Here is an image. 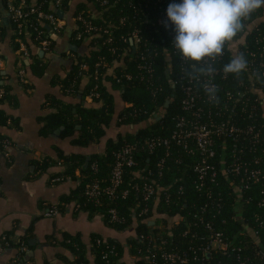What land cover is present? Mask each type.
Returning <instances> with one entry per match:
<instances>
[{"label":"trees","instance_id":"obj_1","mask_svg":"<svg viewBox=\"0 0 264 264\" xmlns=\"http://www.w3.org/2000/svg\"><path fill=\"white\" fill-rule=\"evenodd\" d=\"M90 1H93L95 6L100 9L101 6L97 0ZM12 2L20 4L21 0ZM71 2L72 0L64 2L63 9L66 12L71 9ZM26 4L31 5L29 0L26 1ZM5 5L7 8L8 4ZM36 6L58 14L50 0H37ZM121 9L127 10L126 0H118L116 5L111 3L102 16L92 19L93 23L101 26L102 29L109 28V33L106 34L102 30L92 32L88 44L91 50L77 57L70 73L62 81L65 94L75 95L78 93L82 80L87 78L88 82L81 92L83 95L81 104L75 107L70 103H63L49 97V100L57 104L55 106L57 110L43 118L44 132L51 133L61 130V137L70 138L74 145L89 149L91 145L101 144L103 149L100 153L93 152L92 148V152L87 153L83 151L65 155L61 152L56 160H43L37 166L44 171L49 168L51 163L61 162L64 170L60 174L74 178L78 183L71 194L63 198L62 202H74L75 205L78 204V210L91 216H100L104 223L117 234L116 237L93 234L88 244H85L78 235L67 236L66 239L64 238V245L74 254V258L69 264H142L139 259H136L138 250H144L148 242L150 245H155V239L161 235L166 239L172 237L174 243L183 248L188 237L182 236V233L187 229L188 222L194 223L190 213L205 203L210 211L204 213L203 216L208 218L206 220L214 223L217 230L232 238L236 247L243 246V254L249 258L248 264L264 263V257L261 260L255 258L257 243H261L264 249V224L261 226L259 222V220L264 221V205L259 206L258 204L264 181L238 193L237 189L230 186L225 181L224 175L221 174L220 186L218 185L213 190V195L208 197L197 191L193 185L194 175L191 166L197 160L196 155H189L180 147H173L172 153L166 159L164 174L161 177L156 176L159 186L170 196L169 200H166L162 191L158 201L150 203L149 212L139 215L143 203L141 194L134 190L133 186L136 182L141 181L140 177L147 174L146 168L153 167L155 161L164 156L163 149L150 152L145 148V143L154 136H168L174 127L176 115L181 112L180 93L178 86H174L178 60L176 55H170L173 68L168 71L169 61L163 52V46L169 44V38L165 35L164 37L158 36L156 27L149 22L140 19L121 22ZM80 11H84L86 16L90 13L88 6L82 3L77 5L74 12ZM246 24L251 25L246 40L252 41L256 37H264V7L254 12ZM134 28L141 29L144 43L160 51L155 61L154 73L149 81L142 80L138 76L137 56L127 54L126 47L129 43H124L122 39L123 35H127ZM39 29L42 31L41 33L25 27L19 33L12 20L8 19L7 24L1 21L0 42L9 36L10 43L16 52L21 47L19 42V38H21L27 46L30 53L29 58H31L29 41L41 45L42 41L47 39L50 41L49 50L55 46L46 24L40 23ZM109 37L113 38L112 42L106 41ZM72 42H74L73 34ZM75 44L78 48L83 45L78 42ZM112 48H115V51ZM20 54L17 55L16 62L20 60L21 65L27 68L23 61V55ZM232 54V50L227 51L226 63ZM84 63L87 64V69L82 68ZM45 68L46 64L39 58L31 64L32 71L37 75L43 74ZM95 70L99 71L101 80H95ZM110 70L113 72L110 73ZM124 72L131 73L132 78H124L121 83H117V76ZM1 80L4 79L0 74ZM23 83L30 86L28 77ZM97 83L99 84L97 91L100 96L88 99V94ZM0 89L5 90L0 95V126L10 128L12 124L16 123V120L2 108L5 101L12 97L10 88L2 81ZM3 137L9 136L0 132V140ZM126 144L136 145L135 158L137 161L135 167L126 171L120 188V191L129 189V194L123 197L119 191L118 196L113 199L108 195H103L102 201L96 204L84 195L83 187L87 181L95 177L101 179L103 187L107 186L114 163V153ZM2 149L3 145L0 143V151ZM95 161L99 164L97 173L91 170V164ZM77 169L80 170V178L75 175ZM56 206L59 211L64 209L62 204ZM111 207H115L125 217V224L109 222L108 209ZM151 221H155V224L151 225ZM158 224H162V226L159 227ZM255 230H258L259 235L254 234ZM137 233L149 234L151 239L144 243L140 239L133 238ZM97 239H101V245L97 244ZM22 240L29 242L27 237H23ZM113 245L116 246L119 257L109 254L108 259H103V252ZM236 256L231 253L219 255L218 258L223 264H237Z\"/></svg>","mask_w":264,"mask_h":264},{"label":"built area","instance_id":"obj_2","mask_svg":"<svg viewBox=\"0 0 264 264\" xmlns=\"http://www.w3.org/2000/svg\"><path fill=\"white\" fill-rule=\"evenodd\" d=\"M27 0H21L20 4L10 2L7 6L8 19L12 20L19 33L23 28L29 27L38 33L39 24H46L50 34H61L67 28V22L63 16L56 12L45 11L37 7L36 4L28 6ZM57 11L63 10L65 0H50ZM100 9L95 7L90 13L84 11L76 12L73 15L74 25L72 26L73 44L90 42L89 38L92 32L102 30L106 34L109 28L102 29L93 23L92 19L102 16L103 12L118 0H97ZM179 2V0H126L127 10L121 9L120 21L143 20L156 27L158 36L169 38V44L163 46V52L168 57V71L173 68L170 55L177 57V74L174 79V86H178L180 93V111L175 117V124L168 136H154L145 143V148L150 152L157 149L164 150V156L155 161L154 166L146 168L147 174L140 177L141 181L133 186L141 194L143 207L139 215H144L150 210V203L157 202L162 191L166 200L170 196L162 190L156 181V176L161 177L166 169V159L172 153L174 146L189 155H196L197 160L191 166L194 188L208 197L213 195V190L220 186V176L224 175L227 183L237 189L238 193L250 189L255 184L264 181V37H256L252 41L246 40V35L250 32L251 25L246 24L245 30L230 42L224 51L222 57L218 58L217 73L214 82L219 87V104L208 103L207 97L202 88H198L194 82L189 81L181 72L183 62L180 60L176 51L172 48L174 33L171 27L166 28L164 21L167 19L166 9L170 3ZM94 3V2H93ZM89 10V9H88ZM65 13V12H64ZM1 22V18H0ZM163 30V31H161ZM124 43H129L126 47L127 54L137 56L138 76L144 80H150L154 73V65L160 51L143 42V35L140 28H134L127 35L122 36ZM107 42H112L109 37ZM21 47L19 49L23 58L29 57V50L25 43L19 38ZM164 43V42H163ZM50 41H42L44 50H49ZM143 45V46H142ZM240 47V48H239ZM115 51V48H112ZM232 50L234 56L243 52L249 63L247 71L239 78L233 75H224L222 66L226 63L227 51ZM83 69H87V64H82ZM259 73V79L256 73ZM19 80L26 82L27 70L21 65L17 70ZM95 80H101L99 71L94 72ZM131 79L132 74L124 72L117 76L116 82ZM99 84H95L88 98L100 96L97 91ZM0 89V95L4 93ZM169 101H167L168 103ZM3 149L1 156L10 158L9 151L11 140L9 137H3L0 140ZM136 145L126 144L114 153V163L111 168L109 183L102 185L101 179L95 177L85 183L83 187L84 195L94 201L96 204L102 201L103 195H108L111 199L118 196L121 185L123 184L125 173L128 169L137 165L135 158ZM91 170L94 173L99 171L97 161L91 164ZM63 177L56 176L54 181H62ZM215 186V187H214ZM182 189V186L180 187ZM119 194L126 197L129 189L121 190ZM220 194V193H219ZM261 198L258 201L259 206L264 205V186L260 192ZM220 206V205H219ZM76 207H79L78 204ZM220 208V207H219ZM207 203L195 209L190 213L191 220L187 223V229L182 236H187L185 247L181 248L174 243L172 237L163 238L159 236L155 239V245H150L149 234L137 233L133 236L142 242H148L147 247L138 250L136 259L142 264H223L218 258L219 255L236 254L237 264H248L249 258L243 254L242 247H236L234 240L224 235L207 217L203 214L209 212ZM59 208L51 206L44 213L46 216H56L59 214ZM109 222L125 224L126 219L115 207L108 209ZM260 225L264 221L259 220ZM151 225L155 221L150 222ZM159 227L162 224H158ZM130 229V227H127ZM126 228V229H127ZM132 228V227H131ZM259 235L258 230L254 231ZM2 240L7 245L12 242L8 235H3ZM97 244L101 245V239H97ZM255 249V258L264 257V249L261 243H257ZM18 256L16 264H32L26 257L29 252V245L25 240H19L17 244ZM109 254L119 257L115 245L108 247V250L102 254L103 259H108ZM260 264H264L263 262Z\"/></svg>","mask_w":264,"mask_h":264},{"label":"crops","instance_id":"obj_3","mask_svg":"<svg viewBox=\"0 0 264 264\" xmlns=\"http://www.w3.org/2000/svg\"><path fill=\"white\" fill-rule=\"evenodd\" d=\"M12 1L0 0L6 13L5 4ZM36 2L29 0L30 4ZM81 3L90 10L96 7L90 0H72L71 9L59 14L67 22L66 30L62 34H50L55 45L52 50H44L42 44L29 41L32 57L23 61L27 66L30 86L19 81L17 70L21 62H16V59L20 51L15 52L9 36L0 42V74L4 79L0 82L9 85L12 96L2 108L16 120L10 128L0 126V132L11 140V157L0 156V264H16L18 250L15 242L23 237L28 238L32 264H69L74 254L64 245L67 236L78 235L85 244L90 243L91 236L96 233L105 237L117 236L100 216L78 210L74 202H62L78 183L74 178L60 174L64 170L61 162L51 163L44 171L37 167L43 160H56L61 152L70 155L83 151H103L101 144L91 145L92 151L91 148L74 145L70 138L61 137V130L51 133L43 131V118L57 110V104L49 97L78 107L83 97L81 92L88 82L85 77L75 95L65 94L62 88V81L70 73L77 57L91 50L89 42L83 43L77 50L71 47L73 15ZM1 15V21L5 23L4 15ZM37 58L46 64L41 75L31 69V64ZM75 175L81 177L79 169ZM56 176L63 177V180L54 181ZM58 204L64 207L58 215L49 217L44 214L48 208ZM3 235L9 236L11 245L4 243Z\"/></svg>","mask_w":264,"mask_h":264},{"label":"clouds","instance_id":"obj_4","mask_svg":"<svg viewBox=\"0 0 264 264\" xmlns=\"http://www.w3.org/2000/svg\"><path fill=\"white\" fill-rule=\"evenodd\" d=\"M262 7L264 0H179L168 5L164 25L174 33L171 46L183 62L181 72L203 89L208 103H220L214 82L218 58ZM248 67L246 55L240 52L223 64L222 72L239 79ZM256 76L259 79L258 72Z\"/></svg>","mask_w":264,"mask_h":264},{"label":"water","instance_id":"obj_5","mask_svg":"<svg viewBox=\"0 0 264 264\" xmlns=\"http://www.w3.org/2000/svg\"><path fill=\"white\" fill-rule=\"evenodd\" d=\"M0 9H1V13L4 15V22L5 23H8V15L5 11V8L2 4V2L0 3ZM58 14H63V10H59L58 11ZM71 47L74 49V50H77L78 49V46L76 44H72ZM169 103V102H168ZM19 241H16L15 244L17 245ZM33 253V252H32ZM27 258H29V252L27 253L26 255Z\"/></svg>","mask_w":264,"mask_h":264}]
</instances>
